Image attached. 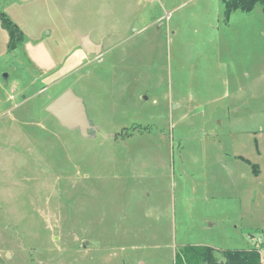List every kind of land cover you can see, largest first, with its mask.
Returning a JSON list of instances; mask_svg holds the SVG:
<instances>
[{"label":"rangeland","instance_id":"rangeland-1","mask_svg":"<svg viewBox=\"0 0 264 264\" xmlns=\"http://www.w3.org/2000/svg\"><path fill=\"white\" fill-rule=\"evenodd\" d=\"M69 89L94 138L47 112ZM188 245L264 246V13L0 0V264H175Z\"/></svg>","mask_w":264,"mask_h":264},{"label":"trees","instance_id":"trees-1","mask_svg":"<svg viewBox=\"0 0 264 264\" xmlns=\"http://www.w3.org/2000/svg\"><path fill=\"white\" fill-rule=\"evenodd\" d=\"M256 9H260L264 13V0H225L226 18H229L236 11L251 13ZM2 20L7 29L10 30L11 36L18 31L17 27L7 18ZM217 253H220L224 259L219 260ZM258 262L257 247L218 251L211 247L188 245L176 255L175 264H258Z\"/></svg>","mask_w":264,"mask_h":264},{"label":"water","instance_id":"water-1","mask_svg":"<svg viewBox=\"0 0 264 264\" xmlns=\"http://www.w3.org/2000/svg\"><path fill=\"white\" fill-rule=\"evenodd\" d=\"M83 46L89 53L97 49L88 39L83 41ZM2 77L4 81L8 83L9 74L4 73ZM46 110L54 116L63 127L68 130H79L84 138H94L98 132L88 116L83 99L72 89L65 91L55 99Z\"/></svg>","mask_w":264,"mask_h":264},{"label":"built area","instance_id":"built-area-1","mask_svg":"<svg viewBox=\"0 0 264 264\" xmlns=\"http://www.w3.org/2000/svg\"><path fill=\"white\" fill-rule=\"evenodd\" d=\"M259 253L258 264H264V246L257 247Z\"/></svg>","mask_w":264,"mask_h":264},{"label":"crops","instance_id":"crops-1","mask_svg":"<svg viewBox=\"0 0 264 264\" xmlns=\"http://www.w3.org/2000/svg\"><path fill=\"white\" fill-rule=\"evenodd\" d=\"M229 163H226V165H228ZM228 170H229V172H230V177L231 178H234V176L232 175V173H233V170H231L229 167H228ZM227 172V171H226ZM228 173V172H227ZM241 192V191H240Z\"/></svg>","mask_w":264,"mask_h":264}]
</instances>
